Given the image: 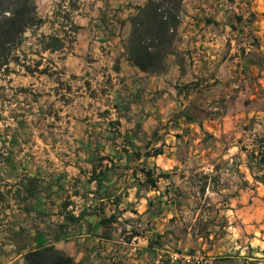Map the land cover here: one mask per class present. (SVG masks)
I'll use <instances>...</instances> for the list:
<instances>
[{
  "label": "rangeland",
  "instance_id": "374dc122",
  "mask_svg": "<svg viewBox=\"0 0 264 264\" xmlns=\"http://www.w3.org/2000/svg\"><path fill=\"white\" fill-rule=\"evenodd\" d=\"M146 1L78 0L77 8H73L75 0H35L38 16L44 22L26 33L16 52L19 60L0 73V264H7L13 256L9 241H15L20 248L29 238L27 227L20 225L32 224L30 216H24L32 204L26 201V186L49 199L64 197L50 182H42L38 177L41 173L31 175L34 165L42 163L46 176H54L56 164H70L80 158L78 161H83L84 156L78 153L85 148L104 154L107 147L124 150L119 129L111 125L123 114L121 110L112 111V105L120 99L129 102L124 97L128 85L112 72L128 61L130 18ZM71 22L79 27L77 32ZM203 34L222 37L217 57L209 64L215 71L207 77L203 76V61L198 63L200 69L191 68L197 58L201 59L203 50L179 49L187 38ZM51 35L64 38L62 50H43L42 36ZM176 63L189 71V77L177 86L183 93L182 106L173 115L169 104L160 107L154 132L157 134L143 152L153 153L159 148L165 151V140H170L166 135L172 136L179 118L201 123L233 115L237 124L233 123L230 133L221 137H207L199 143L198 147H202L197 154H190L186 146L180 147L178 159L187 169L209 166L213 172L191 173L190 198L180 199L174 219L160 227L164 231L160 250L165 251L164 259L171 264H238L228 248L235 241H245L244 236L255 237L259 244L264 242V219L256 217L249 227L236 211L239 204L233 207L231 198L238 191L230 187L232 177L226 170L233 169L236 174L240 153L232 161L218 154L224 144L227 148L237 145L242 129H264V0H185L179 41L167 59L168 69L153 75H166L171 64ZM258 134L256 131L250 140L240 141L249 149L253 146L255 153L261 149L264 152V137ZM196 140L189 138L188 142L196 147ZM236 177L242 179V173ZM177 179L182 176L177 175ZM230 209L235 212H227ZM40 219L35 214L33 225L37 226ZM142 220L126 223L124 238L133 227L144 235L155 228L154 222ZM10 225L21 229L14 232ZM133 259L131 264L139 262ZM138 264H146L144 256Z\"/></svg>",
  "mask_w": 264,
  "mask_h": 264
},
{
  "label": "crops",
  "instance_id": "0c3cea01",
  "mask_svg": "<svg viewBox=\"0 0 264 264\" xmlns=\"http://www.w3.org/2000/svg\"><path fill=\"white\" fill-rule=\"evenodd\" d=\"M221 41L222 37L214 38L210 34H203L199 37L187 38L179 49L185 51L189 47L201 48L203 56L200 60L197 58L191 68L200 69L201 66H198V63L203 61L206 67L203 76L207 77V74L212 75L215 71L214 68H210L209 64H212V60L217 57V48L220 47ZM192 72L195 75L199 74L197 71L192 70ZM112 73L120 77L124 85L125 83L128 85L124 97L129 99V102L118 100L114 106L112 105V111H122L123 116L116 120L120 122L117 127L118 134L122 139L132 142V146L126 147L128 153L118 147H107L106 154L95 148H85L78 153L84 156L83 161H78L81 160L80 158L70 164H56L54 176L51 174L46 176L48 173L42 163L34 165L33 168L30 167L34 171L31 175L41 173L38 177L42 178V182L43 180H46V184L47 181L50 182L55 189L64 194V197L61 198L55 194L60 198L49 199L42 193H38L37 198L32 197L27 200L34 208L31 209V206L29 213H25L24 216H30L32 224L28 227L21 222L20 225L27 227L26 229L33 238L28 250L54 246L78 262L89 261L90 263L131 264L134 257L140 262L144 256V262L148 264V262L166 258L163 249L162 251L161 248L150 249L148 247L150 239L156 234H164L160 227L176 216L175 207L179 204V200L184 201L185 198H190L189 189L192 187V177H194L191 173L213 172V167L209 166L187 169L186 164L178 159L180 147L182 149L186 146L190 154H197L202 147H198L199 143L207 137L216 138L230 133L233 123L237 124L233 115L231 117L225 115L219 119L208 118L201 123L186 117L179 118L172 128V136L166 135V137L170 136V140H165L168 144L165 146L164 153L147 157L145 153L148 151L143 152V149L148 148L149 140L154 135L161 113L160 107L163 109L165 103L169 104L173 115L177 107L182 106L183 93L177 86H180L178 82L189 77L188 67L184 69L182 64H171L166 75L156 76L140 71L126 60L122 63L120 70ZM199 75L203 78L201 73ZM256 131L261 134L260 137H264V129L251 128L242 129L239 138L250 140V135L253 137ZM189 138H197L195 143L198 145L192 146L188 142ZM143 140H147L144 145H142ZM240 140L237 145L234 144L228 148L224 144L218 155H221L222 159L232 161L237 159L236 155L240 153L241 158L238 160L241 164L236 165V174L233 169L226 171H229L232 177L230 187L234 186L238 191L231 198L233 207L237 208L239 204L236 211L244 217V222L252 227L251 224L254 223L253 220L256 217L264 219V183L259 179L264 175V164L250 159L251 152L255 150L254 147L251 146L249 149L244 145V141ZM203 148L205 150V147ZM134 151L141 153L140 159L130 158ZM100 155L112 159L113 162L107 163V159L100 164L98 162L102 158ZM143 166L153 169L156 174H168V178L158 179L157 189L146 185L140 187L139 182L144 180L140 173ZM94 170L96 174L107 170L106 178L100 187L96 180L89 182ZM239 173H242V179L236 177ZM177 175H181L182 179H177ZM233 175H235L234 180ZM227 212L234 213L235 211L230 209ZM35 214L41 218L37 226L33 225ZM70 215L80 218V221H69ZM111 216H115V221L107 227L104 226L102 220L109 219ZM145 218L148 222H154L155 228L152 231L136 237H131L129 233L128 237L124 238L122 230L126 223L134 224ZM22 220L26 222L25 217ZM21 226L10 225V228L14 227V232H16V229H21ZM244 238L245 241H235V245L231 244L228 248L230 257L235 255L232 260L238 264L241 261L246 262L245 264H264V242L259 244L260 241L252 236H244ZM9 242V251H12L10 254L13 256L7 264H17V261L18 264H25V251H15L16 243ZM233 249L236 252H233ZM172 264L179 263L174 261Z\"/></svg>",
  "mask_w": 264,
  "mask_h": 264
},
{
  "label": "trees",
  "instance_id": "16d2710c",
  "mask_svg": "<svg viewBox=\"0 0 264 264\" xmlns=\"http://www.w3.org/2000/svg\"><path fill=\"white\" fill-rule=\"evenodd\" d=\"M185 0H147L145 5L137 8L136 14L130 18L131 31L126 43V51L129 63L146 74H158L166 72L168 69L167 59L173 54L176 44L179 41V31L182 25V14ZM78 0L72 3L73 8H77ZM63 8V6L61 5ZM69 18V17H68ZM42 18L38 16L35 0H0V73L8 68L9 64L19 60L16 52L23 44L26 33L43 24ZM72 27L75 32L79 27L74 23ZM42 48L44 51L57 52L64 48V38L51 35L42 36ZM113 127L120 125L119 121L111 124ZM157 133H154L156 135ZM121 136V135H120ZM264 140V138L262 139ZM124 152L128 153L126 148L132 146V142L123 139ZM164 153L162 148L155 150L153 153L146 152L145 156H159ZM140 152H133V157L140 159ZM251 159H258V163L264 164V152L258 150L250 154ZM107 157L98 160L100 164L106 161ZM113 162L112 159L109 160ZM106 171H100L98 174L94 170L89 182L96 180L98 187L106 178ZM143 182H139L140 187L143 185L157 189V181L160 178H168V174H156L153 169H147L143 166L140 169ZM264 183V175L259 177ZM28 192L27 200L34 198L37 193L33 187L26 186ZM26 200V201H27ZM151 205V204H150ZM31 206H33L31 204ZM115 216L109 219H103L104 226L111 225ZM174 219V218H173ZM172 219V220H173ZM69 221H80L72 215L68 217ZM128 233L131 237L141 236L137 228H132ZM16 235V233H15ZM28 240L20 248L17 245V252H24L25 264H111V263H85L78 262L73 257L56 249L54 246H45L40 248L28 247L32 245L33 238L29 234ZM155 239L152 237L149 241V248H162L160 243L164 235L156 234ZM160 241V242H159ZM15 242V241H13ZM162 264H171L169 260L163 259ZM253 264V263H252Z\"/></svg>",
  "mask_w": 264,
  "mask_h": 264
}]
</instances>
